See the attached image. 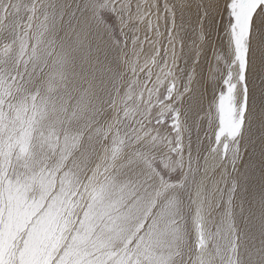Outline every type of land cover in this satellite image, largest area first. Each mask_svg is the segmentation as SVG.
Here are the masks:
<instances>
[{"label": "snow or ice", "instance_id": "snow-or-ice-1", "mask_svg": "<svg viewBox=\"0 0 264 264\" xmlns=\"http://www.w3.org/2000/svg\"><path fill=\"white\" fill-rule=\"evenodd\" d=\"M0 264H264V0H0Z\"/></svg>", "mask_w": 264, "mask_h": 264}]
</instances>
